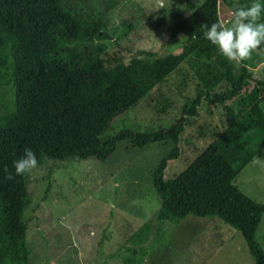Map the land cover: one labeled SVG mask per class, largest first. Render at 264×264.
I'll return each instance as SVG.
<instances>
[{"label":"trees","instance_id":"1","mask_svg":"<svg viewBox=\"0 0 264 264\" xmlns=\"http://www.w3.org/2000/svg\"><path fill=\"white\" fill-rule=\"evenodd\" d=\"M115 2L109 0L107 6ZM218 6L219 0H200L187 14L161 7L172 20L169 33L183 34L187 41L177 52L147 51L125 60L98 52L96 40L107 36L101 13L85 16L71 0H0V264H51L28 257L24 213L32 198L26 189L28 173L16 175L14 167L24 150H33L38 163L45 157L106 160L121 139L138 147L172 143L152 170L160 199L158 220L176 222L187 213L216 215L240 230L253 264H264V250L255 235L264 202L234 183L264 146V110L259 107L264 78L250 69L264 56L254 52L236 65L204 37L205 24L221 21ZM190 56L198 62V81L172 123L150 130L123 127L102 137L114 116ZM203 100L222 106V130L178 173L165 177L168 163L182 152L183 132L189 119L199 115ZM5 167L13 179L6 178ZM149 231L150 222L144 221L129 234L123 264L143 260Z\"/></svg>","mask_w":264,"mask_h":264},{"label":"rangeland","instance_id":"2","mask_svg":"<svg viewBox=\"0 0 264 264\" xmlns=\"http://www.w3.org/2000/svg\"><path fill=\"white\" fill-rule=\"evenodd\" d=\"M71 1L85 16L102 14L107 36L96 40L98 52L128 60L147 51L154 55L179 51L187 38L169 33L172 20L161 7L169 10L173 6L187 14L200 0H116L111 6H107L109 0ZM252 2L238 0L240 5ZM235 3L237 0H219L220 20L226 25L232 21ZM258 22H264V14ZM197 63L192 56L184 59L166 80L114 116L102 137L123 127L150 130L172 123L185 97L194 93ZM250 69L264 78V60ZM221 111L218 103L201 102L199 115L189 119L183 132L182 152L168 163L165 177L178 173L217 136L223 127ZM171 145L170 141H157L138 147L121 139L106 160L45 157L27 175L26 189L32 198L24 213L29 260L123 264L129 234L149 221L144 242L147 252L139 264H253L240 230L216 215L187 213L176 222L158 220L160 199L152 184V170ZM234 183L254 200L264 202V146L241 168ZM255 235L264 250V211Z\"/></svg>","mask_w":264,"mask_h":264},{"label":"clouds","instance_id":"3","mask_svg":"<svg viewBox=\"0 0 264 264\" xmlns=\"http://www.w3.org/2000/svg\"><path fill=\"white\" fill-rule=\"evenodd\" d=\"M232 21L226 25L216 21L204 32V37L213 45H216L220 53L229 62L239 65L241 62L252 58L254 52L264 54L261 45L264 44V22H258L264 14V3L253 0L250 5L234 4ZM259 107L264 110V103ZM16 175L30 174L38 167L36 154L31 149H25L24 155L14 161ZM7 179H13V175L7 167L4 169Z\"/></svg>","mask_w":264,"mask_h":264}]
</instances>
